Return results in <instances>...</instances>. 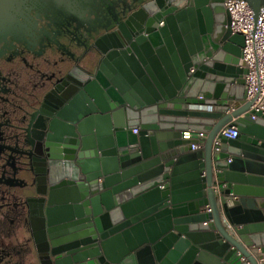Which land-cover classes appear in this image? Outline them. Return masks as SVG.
<instances>
[{
    "label": "water",
    "instance_id": "1",
    "mask_svg": "<svg viewBox=\"0 0 264 264\" xmlns=\"http://www.w3.org/2000/svg\"><path fill=\"white\" fill-rule=\"evenodd\" d=\"M9 1L20 11L43 5L69 16L108 2ZM243 1L255 22L264 0ZM109 16L87 50L97 57L95 70L54 67L59 83L43 98L50 111L27 114L33 181L8 233L1 223L9 206L0 204V264H264V235H257L264 225L238 221L234 212L246 203L242 194L259 191L242 185L264 177V113L240 118L250 103L227 113L244 98L243 38L225 28L222 0H141ZM140 66L151 70L149 79ZM233 119L240 137H220L213 147ZM188 130L207 133L201 152L181 140ZM223 184L220 195L239 197L232 208L220 206L227 224L212 190ZM183 188L195 202L177 204ZM201 198L209 213L197 212ZM11 238L22 241L19 253L6 244Z\"/></svg>",
    "mask_w": 264,
    "mask_h": 264
},
{
    "label": "flooded vegetation",
    "instance_id": "2",
    "mask_svg": "<svg viewBox=\"0 0 264 264\" xmlns=\"http://www.w3.org/2000/svg\"><path fill=\"white\" fill-rule=\"evenodd\" d=\"M140 1L108 0L95 12L69 16L43 5L20 11L9 0H0V204L10 210L2 231L8 233L16 225L19 207L26 201L24 185L33 181L25 161L33 139L25 131L27 114L30 108L50 111L43 98L59 83L54 67L64 63L76 68L79 53L89 49L93 30L104 29L111 13ZM40 136L34 134L35 139ZM38 144L36 151L41 152V139Z\"/></svg>",
    "mask_w": 264,
    "mask_h": 264
},
{
    "label": "built area",
    "instance_id": "3",
    "mask_svg": "<svg viewBox=\"0 0 264 264\" xmlns=\"http://www.w3.org/2000/svg\"><path fill=\"white\" fill-rule=\"evenodd\" d=\"M222 8L228 16V24L225 28L229 30L231 35H239L243 38L239 59L241 66L239 65V67L244 70L241 79L244 98L240 101H232L227 113L250 103L249 109L240 118L246 117L253 122L257 113H264V7L259 10L255 22L251 8L243 0H222ZM193 72L194 68H191L188 74L191 75ZM196 99L198 102L202 101L200 97ZM132 134H137V129H133ZM240 134L239 124L233 119L230 124L220 129L212 146L216 147L220 144V137L235 140L240 137ZM206 138V132L190 130L184 131L183 136L181 135V140L192 143L190 146L192 152L203 146ZM228 162L230 161L228 160ZM212 190L217 191L218 186H213ZM197 212L209 213L210 207L207 203H203L197 208Z\"/></svg>",
    "mask_w": 264,
    "mask_h": 264
},
{
    "label": "crops",
    "instance_id": "4",
    "mask_svg": "<svg viewBox=\"0 0 264 264\" xmlns=\"http://www.w3.org/2000/svg\"><path fill=\"white\" fill-rule=\"evenodd\" d=\"M223 9V8H222ZM224 11V9H223ZM240 65V64H239ZM241 66V65H240ZM184 132L181 133V135L183 136ZM194 137V136H193ZM205 144V142H204ZM170 146V145H169ZM203 146H201L200 148L196 149L194 152H201L203 150ZM178 153V152H177ZM176 154V153H175ZM262 180L261 182H259V184L255 185H250V184H246V185H242L244 187H252V188H256L258 191V193L253 194L252 196L249 195L248 193L246 194H242L241 198H243L246 203L245 204H240L238 205V208L235 212V214L237 215V220L238 221H242V222H258L257 224H263L264 225V177H261ZM163 186H167V184H164ZM226 189V184H223L221 186H218V190L217 191H213V196H214V200L216 202L217 208H218V214H219V218H220V222L223 224H227V221L225 220L224 216H223V212L221 210V204H226L227 208H232V203L238 201L239 197H235L232 194L229 195H220L219 194V189ZM183 189H180V193H178V195L175 197L176 198V202L177 204H185V203H190V202H195L191 199H195L194 196H190L187 195L183 192ZM206 198H201L200 200H198L199 203L203 204L205 203ZM249 200H252L253 203H250ZM232 237H234L236 239V236L234 234H231ZM257 235H264V229L260 232L257 233ZM8 247L16 253H19L21 251V249H23V244L21 240H16L14 238H11L9 240H7ZM119 249L116 247H114L113 249V253H118ZM263 261H258V264H261Z\"/></svg>",
    "mask_w": 264,
    "mask_h": 264
},
{
    "label": "rangeland",
    "instance_id": "5",
    "mask_svg": "<svg viewBox=\"0 0 264 264\" xmlns=\"http://www.w3.org/2000/svg\"><path fill=\"white\" fill-rule=\"evenodd\" d=\"M76 63L79 65V67L93 72L96 68L97 57L94 53L86 50L82 53H79Z\"/></svg>",
    "mask_w": 264,
    "mask_h": 264
},
{
    "label": "bare ground",
    "instance_id": "6",
    "mask_svg": "<svg viewBox=\"0 0 264 264\" xmlns=\"http://www.w3.org/2000/svg\"><path fill=\"white\" fill-rule=\"evenodd\" d=\"M162 23H160V25H161ZM115 43V45H117L118 43L117 42H114ZM123 42L122 41H120L119 42V44L118 45H120V44H122ZM124 56H127L126 54L124 55ZM111 69H112V71H114V67H112V66H110V63H107V65H105L104 66V68H103V70L105 71V72H107L108 74H110V75H112L111 74ZM140 71H142L144 74H146L145 76H146V78L147 79H149L148 78V76H147V74H148V71H149V74H150V72H151V70H148V68H146L145 69V67H143V66H140V68H138ZM150 69V68H149ZM147 70V71H146ZM147 72V73H146ZM133 73V72H132ZM132 73H130L131 74V76L133 75ZM119 79L121 80V82L122 83H124L125 85H127V82L121 77V76H119ZM121 82H119L118 83V85L120 86V87H122V84H121ZM120 89H123V88H120ZM110 93L111 94H115V91L114 90H110ZM40 139H41V136L37 139H35V141H36V145L39 143V141H40ZM39 145V144H38Z\"/></svg>",
    "mask_w": 264,
    "mask_h": 264
}]
</instances>
